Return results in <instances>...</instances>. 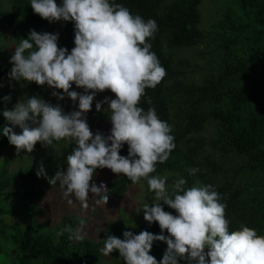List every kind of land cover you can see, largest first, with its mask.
I'll list each match as a JSON object with an SVG mask.
<instances>
[{"label":"trees","instance_id":"16d2710c","mask_svg":"<svg viewBox=\"0 0 264 264\" xmlns=\"http://www.w3.org/2000/svg\"><path fill=\"white\" fill-rule=\"evenodd\" d=\"M10 1L13 9L6 11L0 7V17L15 45L28 39L32 30L55 34L59 26L65 41L58 40V46L71 53L75 47L74 21L49 22L34 12L30 0ZM60 1L62 5L63 0ZM222 1L225 4L218 5L217 19L202 29V0H115L133 15L146 21L154 19L158 25L149 43L166 76L154 89L145 90L139 106L145 111L154 108L158 117L169 124L176 147L168 161L157 164L151 175L161 176L169 171L176 179H186V188L212 185L222 197L220 202L226 204L229 231L245 225L264 235V0ZM3 74L0 68V264H125L118 251L109 256L100 251L108 235L120 239L125 231L169 235L162 233L158 222L149 224L144 215L132 225L123 217L110 218L95 240L69 239V233L62 232L66 226L75 231L80 220L73 215L63 214L54 225L52 221L38 220L36 201L44 193L42 184L49 173L45 170L46 177L37 176L43 156L34 159L30 155L24 170L10 173L6 167L9 160L3 152L9 140L2 129L11 125L3 111L11 100L3 98L12 93L1 91L6 78ZM46 87L49 86L33 82L31 94L39 98ZM53 91L63 94L62 90L51 88L45 90V100ZM103 95L116 98L110 90ZM67 97L65 94L57 104L62 107ZM89 120L92 129L99 126L97 131L111 133L108 113L96 110ZM18 130L16 127L15 131ZM41 147L38 142L34 151ZM74 147L71 142L58 155L44 153L47 157L43 161H65ZM128 149L124 144L120 155L128 156ZM191 168L200 171L192 175ZM141 181L150 191L147 181ZM131 184L125 175H116L108 192L120 198ZM171 189L172 186L168 188ZM12 197L18 201L12 202ZM161 203L166 212L177 214ZM18 204L20 210L15 208ZM18 215L23 216L21 221L16 219ZM166 249V242L154 241L150 255L162 261ZM208 260L210 264V257ZM179 264L197 262L179 259Z\"/></svg>","mask_w":264,"mask_h":264},{"label":"clouds","instance_id":"9594fccd","mask_svg":"<svg viewBox=\"0 0 264 264\" xmlns=\"http://www.w3.org/2000/svg\"><path fill=\"white\" fill-rule=\"evenodd\" d=\"M30 5L49 22L74 21L75 47L69 54L67 48L58 46V34L32 30L15 47L9 77L62 90L63 94L53 91L52 95L63 100L66 94L73 102L78 100L79 110L65 113L59 104L33 96L3 111L11 125L3 127V135L18 154L33 152L38 142L51 146L54 141H73L76 147L66 157L67 170L57 172L49 183L59 181L65 198L74 196L85 209L90 194L97 198L96 204L108 203L107 185L92 182L97 169L123 174L133 184L143 178L155 201L143 206L144 219L149 224L158 222L162 233L169 234L125 231L123 239L108 235L102 254L118 251L125 264H179V259L209 264V257L210 264H264V235L245 225L229 231L226 204L220 202L222 197L212 185L186 188V179L178 178L169 191L166 177L151 175L176 147L169 124L154 108L145 111L139 106L145 90L154 89L166 76L149 43L158 31L157 22L133 15L115 0H63L62 5L57 0H30ZM73 83L84 93L71 91ZM106 90L116 98L98 101L96 110L108 105L104 110L112 124L109 135L99 130L93 133L86 117L96 94ZM3 99L10 102L11 97ZM16 127L22 130L19 134ZM124 144L129 146L128 156L120 155ZM199 171L189 169L192 175ZM37 176L46 177L42 163ZM161 202L177 214L166 212ZM62 232H68L69 239L82 238L71 226ZM154 241L167 244L159 262L150 255Z\"/></svg>","mask_w":264,"mask_h":264},{"label":"rangeland","instance_id":"374dc122","mask_svg":"<svg viewBox=\"0 0 264 264\" xmlns=\"http://www.w3.org/2000/svg\"><path fill=\"white\" fill-rule=\"evenodd\" d=\"M58 5L61 4L60 0H57ZM225 4L222 0H202V2L199 5V10L202 15V21L200 23V28L204 29V26H207L208 24L214 22L218 15V5ZM0 7L3 10L9 11L13 9V4L10 0H0ZM217 11V12H216ZM205 18V19H204ZM205 20V23H204ZM55 21L54 23H56ZM204 23V24H203ZM5 23L3 22V18L0 17V68H3L4 74L3 77L5 78V81L3 83V86L1 87V91L9 90L12 93V99L11 102L5 107V110H13L15 105L21 101L26 100L33 95L31 94L32 88H30L31 83L27 81H16L14 79H10L9 73L13 67V65L10 63L11 56L15 52V47L18 46L15 45V41L10 37L8 30L5 29L6 27ZM61 33V27L58 26V30L55 34H58L59 39L58 40H64V37L60 35ZM196 49H193L192 52H195ZM51 88L46 87L45 90L49 91ZM39 97L40 99H43L46 102L51 103L52 105H57L58 98L54 97L53 95H50L45 100L44 93ZM71 91H77L81 94L84 93L83 88L77 87L74 83L72 85ZM30 93V96L28 94ZM105 99L103 92H99L96 94L95 99L92 104V109L88 113H86L87 122L91 123V120H89L94 114V111H96V103L98 101H103ZM115 99V98H113ZM71 98L67 97L66 101L62 104V108L65 111V113H71L73 111L79 110L78 104L79 101L73 102ZM108 105L105 104L103 109L98 111L102 113H107L104 109H107ZM89 123V124H90ZM100 125H104L103 121H98ZM93 124H90V126ZM93 133L97 132V129H99V126H95L92 129V126L90 127ZM109 128H112V124L109 125ZM22 130L19 128L17 133L19 134ZM73 142L68 139H63L58 142H54L51 146H44L42 145V149L39 151H33L31 153H28L26 150L20 152L19 154L16 151L15 146L11 145L10 142L8 144V147L5 148L3 154L7 155L5 157L6 161L9 160L8 165L6 166L8 171L12 173V171L15 170H24L27 168V164L30 160V155L35 159L37 157H42L41 160H39V163H42L44 166V169L47 170L49 173V176L47 180L42 184L44 193L40 200L36 201V205L38 206V209L36 211V218L40 221H52V225H54L55 220H60V217L63 214H70L73 215L76 219H79L80 222L76 223L75 225V231H79L82 238H89L91 240L98 239L101 234V229L104 228L105 223L107 220L116 219L118 217L126 218L125 222L127 224L132 225L133 223L140 220V218L144 215L143 206L145 204L151 205L154 203V194L151 191H148L145 189V187L142 184V181L140 180L136 184H131L126 194H124L122 197L117 198L112 196L109 192V199L107 204H96L95 200L97 198H94L90 194V198L88 200V207L85 209L81 203L75 199L74 196L65 198L64 196V189L60 187V182L57 181L55 185H52L49 183V178L55 177L56 173L59 171H66L67 170V162L65 161H51V162H45L46 155H58L59 153L63 152V149L68 147L69 144ZM9 148H13L9 150ZM9 151V153H8ZM71 154V153H70ZM45 160V161H43ZM37 163V165H39ZM50 163L49 166L46 164ZM41 166V164H40ZM40 166H37L40 168ZM117 174L113 173L110 169L102 170V171H96V174L93 177V183H95L97 186H99L101 183L107 185V188L109 186V183L111 180L116 176ZM161 178H167L166 182V188H169L173 185L174 181L176 180V176H174L171 172L166 171L161 176ZM176 177V178H174ZM17 184V183H16ZM71 199L72 203L69 204L68 200ZM12 202H17L18 200L14 199L13 197L10 198ZM19 204L15 206L16 210H20ZM23 216H16V219L21 221ZM139 217V218H138ZM81 221H83V224H81Z\"/></svg>","mask_w":264,"mask_h":264}]
</instances>
